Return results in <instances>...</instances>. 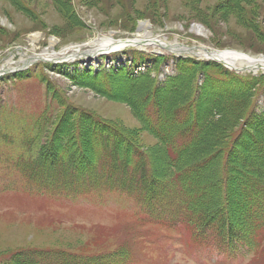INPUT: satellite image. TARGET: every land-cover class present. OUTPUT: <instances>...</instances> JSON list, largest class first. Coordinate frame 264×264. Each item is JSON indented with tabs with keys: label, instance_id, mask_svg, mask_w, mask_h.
Returning <instances> with one entry per match:
<instances>
[{
	"label": "rangeland",
	"instance_id": "1",
	"mask_svg": "<svg viewBox=\"0 0 264 264\" xmlns=\"http://www.w3.org/2000/svg\"><path fill=\"white\" fill-rule=\"evenodd\" d=\"M142 24L146 30L140 29ZM145 31L153 40L161 42L177 41L190 47L232 50L259 59L264 57V0H0V69L12 62L8 55L11 53L13 57V52L16 57L20 51L23 55L48 49L60 54L69 46L88 44L80 53L98 51L92 54L97 56L102 52L99 47H91V41L110 36L114 40L146 37ZM51 40L56 41L54 46ZM179 46L173 47L182 48ZM154 47L141 49L151 54ZM157 49L164 55H172L167 50ZM134 50L138 48L128 49ZM71 53L53 61L72 58L69 57ZM99 58L100 61L102 57ZM120 59L125 60L124 55ZM76 61H86V57ZM64 63L56 66L39 63L22 74L5 73L0 77V254L37 249L90 255L125 249L128 258L121 260L122 264H264L262 247L226 255L219 254L206 236L202 237L203 244L199 243L200 239L194 243L187 233L188 227L159 222L146 213L137 197L126 191L90 192L76 197L74 189L63 188L66 196L59 193L56 196L48 186L40 192L26 183L7 155L18 153V150L22 152L24 135L42 137V142L53 134L57 136V144L71 142L70 129L74 120L84 113L126 131L150 153L153 172L159 177L166 178L171 172L160 141L127 103L130 86L116 87L117 83L115 88L109 86L112 94L109 96L103 89L97 91L75 84L61 74L59 70L71 69L65 68L67 64ZM169 71L172 73L173 69ZM226 108L229 113L226 109L222 118L228 123L227 127L237 126L238 129L236 108ZM69 115L68 121H60ZM59 121L60 124L65 122V129L62 125L57 128ZM84 124L78 121L76 126L87 133ZM83 135L87 142L91 141L88 134ZM26 147L25 152L30 148L34 150L32 146ZM107 149L104 144L99 146L102 158L104 152L111 151ZM213 152L210 150L207 154H219L212 167L221 175V154L219 150ZM256 161L251 159L245 164L254 167ZM159 167L164 169L159 171ZM63 168L67 172L60 170ZM211 170L206 168L203 177ZM238 170L241 171L237 174L232 170V176L237 179L240 173L246 172ZM45 172H54L59 177L76 176V171L68 164L47 168ZM79 176V181L83 182V174ZM57 180L53 178L50 185L54 186ZM216 183L214 173L202 182L209 188ZM234 184V180L229 181L233 201L237 198L232 188Z\"/></svg>",
	"mask_w": 264,
	"mask_h": 264
},
{
	"label": "trees",
	"instance_id": "2",
	"mask_svg": "<svg viewBox=\"0 0 264 264\" xmlns=\"http://www.w3.org/2000/svg\"><path fill=\"white\" fill-rule=\"evenodd\" d=\"M153 60L156 67L164 61ZM177 66L179 74L162 86H157L150 74L129 78L119 72L89 74L80 81V85L97 91L104 90L109 96H112L111 90L107 88L109 86L111 88L116 83V87L130 86L127 103L133 107L146 129L160 141L169 163L168 169L171 170L168 177H159L156 171L153 172L150 153L146 150L142 152L141 145L134 142L126 131L110 122L90 117V114H80L74 120L76 122L70 129L71 142L57 144V136L52 134L42 142V137L34 138L26 146L37 145L36 149L49 169L69 162L81 172L88 167H95V149L98 147L95 146L98 144L107 146V151L111 150L104 161L110 166L114 162L120 169H123L124 162L132 161L133 153H138L142 158L136 164V177L131 179V185L147 189L150 198L148 203L166 201L172 204L179 200L178 221L183 219L192 224L197 232L215 234L231 250L240 245L262 246L264 112L258 114L255 108L257 99L264 96V76L237 75L218 64L191 59L182 60ZM199 79L203 80L202 86H199ZM119 98L123 97L119 95ZM228 106L236 108L235 121L240 125L238 129L237 126L228 128V123L222 118ZM226 111L229 113L228 109ZM69 117L60 121H68ZM60 121L57 128L62 125L65 129V122L60 124ZM78 121L85 122L87 133L76 126ZM83 134H88L91 141L87 142ZM93 135L98 139L91 137ZM210 150L211 153L219 150L221 154V175L212 167L219 154H207ZM251 159L257 160L256 166H246L245 162ZM206 168L213 169L211 173L217 179V183L210 188L202 184L211 177V173L203 177ZM239 168L246 172L240 173L237 179L232 176V170L233 174H237L241 171ZM162 169L159 167V171ZM125 175L128 177L129 174ZM231 180H234L232 188L237 194L234 201L229 186ZM160 210L162 208L156 211ZM1 258L0 264H54L51 261L53 257L43 250H24L3 254ZM68 260L67 256H63L55 259V262L68 264ZM85 264L107 262L90 259Z\"/></svg>",
	"mask_w": 264,
	"mask_h": 264
},
{
	"label": "bare ground",
	"instance_id": "3",
	"mask_svg": "<svg viewBox=\"0 0 264 264\" xmlns=\"http://www.w3.org/2000/svg\"><path fill=\"white\" fill-rule=\"evenodd\" d=\"M142 30H146V26L143 27V24L141 26ZM146 35V37H142V36H138L135 37L133 39H126V40H114L111 36V38H101L97 41H91L90 42V46H94V48H100L99 51H101L102 53L105 52L106 50L109 51L107 53H110L112 51H119V50H123L127 47H132V46H140V47H149V46H155V47H160L163 45L164 42L158 41V40H153L150 36H149V32L145 31L144 33ZM148 35V36H147ZM152 35V34H151ZM148 39V40H147ZM56 44L55 40H51V45L54 46ZM88 46V44L85 45H76V46H69L70 48H65L63 49L60 54H57L55 52H50L49 49L48 50H44L41 54L37 55V54H33V57H29L27 54H23L21 56V64H29L31 63L33 60H37V61H47V60H58L60 59V57H66V55L68 54V52H72L71 56L72 58H68L67 60L64 61H74L76 60V58H78L79 56H83L86 54H96L97 52H94L92 50L90 51H86L85 54L83 52V54L80 53V51L85 47ZM175 47H180L179 45H173ZM34 47V46H33ZM53 48V47H52ZM184 48V47H182ZM204 49H200L199 51V55L203 58H210V59H215V60H219L222 62H225L226 64H228L230 67L234 68V69H238V70H243V71H253V72H260L263 71L264 72V57H260L259 59H256L254 57H251L247 54H243V53H239L236 51H223L222 53L220 52H215L212 49L209 48H205ZM212 52V53H210ZM101 53V54H102ZM238 53V54H237ZM26 58V59H25ZM62 61V62H64ZM17 65H21L20 63H16ZM23 64V65H24Z\"/></svg>",
	"mask_w": 264,
	"mask_h": 264
},
{
	"label": "water",
	"instance_id": "4",
	"mask_svg": "<svg viewBox=\"0 0 264 264\" xmlns=\"http://www.w3.org/2000/svg\"><path fill=\"white\" fill-rule=\"evenodd\" d=\"M188 49V51H191L192 49H190V48H187Z\"/></svg>",
	"mask_w": 264,
	"mask_h": 264
}]
</instances>
